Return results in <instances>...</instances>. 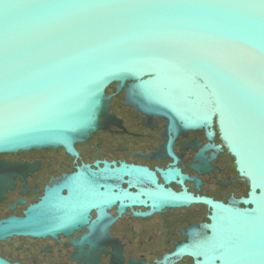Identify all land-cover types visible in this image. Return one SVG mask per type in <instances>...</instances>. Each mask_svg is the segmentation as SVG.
I'll list each match as a JSON object with an SVG mask.
<instances>
[{"label":"water","instance_id":"water-1","mask_svg":"<svg viewBox=\"0 0 264 264\" xmlns=\"http://www.w3.org/2000/svg\"><path fill=\"white\" fill-rule=\"evenodd\" d=\"M113 83L168 128L217 127L251 191L195 200L213 208L197 264H264V0H0V154L71 151Z\"/></svg>","mask_w":264,"mask_h":264},{"label":"flooded vegetation","instance_id":"flooded-vegetation-1","mask_svg":"<svg viewBox=\"0 0 264 264\" xmlns=\"http://www.w3.org/2000/svg\"><path fill=\"white\" fill-rule=\"evenodd\" d=\"M118 86L106 126L71 151L0 154V264H197L213 208L195 200L246 208L250 183L216 126L168 128Z\"/></svg>","mask_w":264,"mask_h":264}]
</instances>
